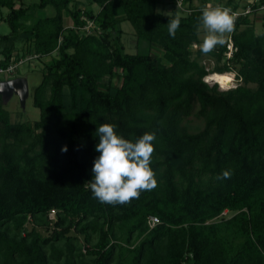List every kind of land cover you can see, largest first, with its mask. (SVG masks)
Listing matches in <instances>:
<instances>
[{
  "label": "trees",
  "instance_id": "trees-1",
  "mask_svg": "<svg viewBox=\"0 0 264 264\" xmlns=\"http://www.w3.org/2000/svg\"><path fill=\"white\" fill-rule=\"evenodd\" d=\"M87 1L98 10L80 0H0L10 28L0 34L1 67L57 51L32 90L37 120L11 122L0 96V264H264V33L240 15L235 50L226 57V45L216 46L207 70L192 56L201 53L193 49L198 17L211 0H185L186 15L161 13L160 0ZM47 7L51 14L35 16ZM82 16L92 32L74 28ZM122 21L134 29V53L125 50ZM232 71L238 84L225 91L203 81ZM196 103L204 124L191 132L182 123ZM101 123L132 142L155 133L154 189L125 204L94 198ZM224 170L231 177L217 179Z\"/></svg>",
  "mask_w": 264,
  "mask_h": 264
},
{
  "label": "clouds",
  "instance_id": "clouds-1",
  "mask_svg": "<svg viewBox=\"0 0 264 264\" xmlns=\"http://www.w3.org/2000/svg\"><path fill=\"white\" fill-rule=\"evenodd\" d=\"M235 15L229 8L207 4L201 9L198 17L199 29H203L205 35L199 50L203 54L213 51L216 46L225 43V34L234 30ZM181 18L168 20V34L175 38L180 26ZM215 73V72H212ZM233 73V72H230ZM203 81L209 84L207 77ZM236 80L235 73L232 81ZM238 81L236 80V83ZM219 83L213 81L211 85ZM235 84V82H234ZM233 88L229 87L228 89ZM115 125L101 123L96 132L99 142L95 151L99 155L94 159L92 166V179L89 182L91 192L100 203L125 204L132 199H138L143 190L151 191L156 187L155 173L150 167L154 147L155 133H144L135 142L118 136ZM61 151H67L66 146ZM231 172L224 170L217 179H229Z\"/></svg>",
  "mask_w": 264,
  "mask_h": 264
},
{
  "label": "rangeland",
  "instance_id": "rangeland-1",
  "mask_svg": "<svg viewBox=\"0 0 264 264\" xmlns=\"http://www.w3.org/2000/svg\"><path fill=\"white\" fill-rule=\"evenodd\" d=\"M21 2H23L24 5L28 4L31 1L34 0H20ZM19 0H16V7L19 5L20 3ZM82 2L81 7H90L93 9V11H97L98 10V6L96 4H88L87 0H80ZM238 1L240 3H245L248 0H235ZM251 1V0H249ZM186 5H189L188 3H186ZM192 5L196 6V5H200V1L199 0H192ZM191 6V5H190ZM157 10L160 11L163 14H170L171 12H175L177 15H186L187 13H185L183 10H181V8L179 9L176 6V3L174 2H170L169 0H160V2L157 5ZM261 11V12H260ZM259 11V13L257 14H252L250 15V19L252 20V25L255 29V33L256 34H260V33H264V9H261ZM6 12V9H4V13ZM53 12V9L51 7H47L44 10H38L35 13V16H44V15H49ZM70 20L69 18L65 19V23H69ZM92 27V26H91ZM120 27L122 29V40L125 46V50L129 53H134L138 50V47L136 45V36H135V32L133 27L131 26V24L128 21H122L120 23ZM10 31L9 25L7 24V22L1 20L0 21V34H7ZM99 30L96 28V32H98ZM205 35L203 29H199L198 31V39L200 41L199 44H194L193 49L195 50V48H199V45L202 43L203 40V36ZM20 44H18L17 46H20ZM143 46V45H142ZM154 52H157V54H159L160 52V48H153ZM54 54H50L47 56H43L41 57L40 55H32L33 57L30 58L29 63H25V64H21L20 66H18L17 70L15 71V73H13L11 76L9 77H4V76H0V80H7L10 78H14L17 76H22V77H26L27 79V83H28V89H29V94L28 97L25 100L24 105L21 104V102L19 101V97L16 94H12L9 97H5L3 99V103H4V107L9 111V116L11 119V122H17V121H22V120H28L29 122L33 123L35 120L38 119L39 116V109L33 106L32 103V90L33 88L40 82L41 80V76H42V72H43V67L44 64L48 61H50V57H53L52 55L57 56V51L53 52ZM193 58L197 59V61L201 64L204 65L207 70L210 69L215 65V61L213 58H211L208 54H203L201 53H196L194 52ZM233 72V71H232ZM232 74V79L234 78V72L231 73ZM107 78H105L106 80ZM235 82V84H234ZM230 81L229 83H227L226 85H222L219 83V85H217V89L219 91H225L227 90L229 87H235L238 82L236 83L235 81ZM114 83H119V79L115 78L114 79ZM213 82L210 81L209 82V86H212ZM250 87H254L255 85L253 83H249ZM199 111V106L198 103H196V105L194 106L193 109V113L184 120V122L182 123L183 126H185L189 131L194 132L197 131L199 129L203 128V118L201 116H198L197 112ZM50 218H53V213L51 212L49 214ZM54 219V218H53ZM30 226V224H28V227ZM43 232V234H46L47 232L44 230H41Z\"/></svg>",
  "mask_w": 264,
  "mask_h": 264
},
{
  "label": "built area",
  "instance_id": "built-area-1",
  "mask_svg": "<svg viewBox=\"0 0 264 264\" xmlns=\"http://www.w3.org/2000/svg\"><path fill=\"white\" fill-rule=\"evenodd\" d=\"M257 2H258V5L253 6V4L254 3H257ZM175 3H176V6L179 9L181 8V10H183L185 13H189L191 11V9L189 8V6L186 5L187 1L185 2V0H175ZM245 3L246 4H245V7L244 8L237 9V10L232 9L230 6H227L225 4H220V3L214 4L212 0L211 1H208L206 3V5L207 4H212L213 6L220 5V6L229 8L231 10V13L235 15L236 19L240 15H245V16H249L250 17V15L256 14V13L258 14L261 9H264V4H260L259 3V0H251V1L248 0ZM82 18L86 20L85 21V24L83 26L74 27V28H76L81 33H83V32L84 33H90V32H92L93 31V27H94V24H93L92 20L87 19L85 16H82ZM231 35H232V32L225 34V43L224 44L226 45V49H227V51L225 53L226 57H230L232 55L233 51L235 50V47L233 45V40H232V36ZM31 57H33V56L31 55ZM31 57L28 56V57H25L24 59L18 60V61H13L12 60V62L8 66H6V67H1L0 66V76H4V77L11 76L15 72L17 66H19L20 64H22L23 62H25L27 60H30ZM52 213H53V211H52ZM225 213L226 212L224 211L222 214H225ZM157 222H158V219L156 217H154V216H151L149 218V221H148L149 226H153Z\"/></svg>",
  "mask_w": 264,
  "mask_h": 264
},
{
  "label": "water",
  "instance_id": "water-1",
  "mask_svg": "<svg viewBox=\"0 0 264 264\" xmlns=\"http://www.w3.org/2000/svg\"><path fill=\"white\" fill-rule=\"evenodd\" d=\"M12 94L19 97V101L24 105L29 94L26 77L17 76L4 81H0V96L5 98Z\"/></svg>",
  "mask_w": 264,
  "mask_h": 264
},
{
  "label": "bare ground",
  "instance_id": "bare-ground-1",
  "mask_svg": "<svg viewBox=\"0 0 264 264\" xmlns=\"http://www.w3.org/2000/svg\"><path fill=\"white\" fill-rule=\"evenodd\" d=\"M232 74L230 72H226V73H211L207 79H209V81H217L218 83L222 84V85H226L227 83H229L230 81H232Z\"/></svg>",
  "mask_w": 264,
  "mask_h": 264
}]
</instances>
